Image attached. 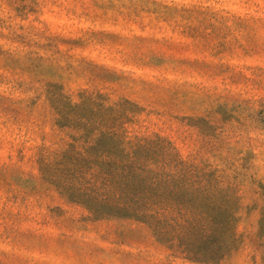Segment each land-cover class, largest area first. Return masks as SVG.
Masks as SVG:
<instances>
[{
    "label": "rangeland",
    "instance_id": "374dc122",
    "mask_svg": "<svg viewBox=\"0 0 264 264\" xmlns=\"http://www.w3.org/2000/svg\"><path fill=\"white\" fill-rule=\"evenodd\" d=\"M84 92L134 102L131 136L228 176L237 242L216 264H264V0H0V264H205L44 179L71 141L51 98Z\"/></svg>",
    "mask_w": 264,
    "mask_h": 264
},
{
    "label": "trees",
    "instance_id": "16d2710c",
    "mask_svg": "<svg viewBox=\"0 0 264 264\" xmlns=\"http://www.w3.org/2000/svg\"><path fill=\"white\" fill-rule=\"evenodd\" d=\"M71 141L40 158L44 179L94 219H132L186 260L216 264L237 242L241 197L209 163L184 158L161 135L131 136L136 104L84 92L79 102L51 98ZM264 237V212L260 220Z\"/></svg>",
    "mask_w": 264,
    "mask_h": 264
}]
</instances>
